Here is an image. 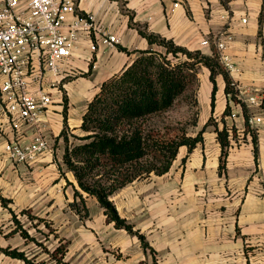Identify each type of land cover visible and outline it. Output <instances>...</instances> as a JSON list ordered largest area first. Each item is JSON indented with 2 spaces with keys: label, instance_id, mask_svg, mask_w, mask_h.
I'll list each match as a JSON object with an SVG mask.
<instances>
[{
  "label": "crops",
  "instance_id": "1",
  "mask_svg": "<svg viewBox=\"0 0 264 264\" xmlns=\"http://www.w3.org/2000/svg\"><path fill=\"white\" fill-rule=\"evenodd\" d=\"M77 1L81 13L95 14L119 42L92 51L86 37L80 40L72 60L77 75L60 85L68 99L66 119L61 89L44 117L49 138L64 141L60 134L65 123L69 139L83 134V116L102 83L120 74L139 51H166L158 43L151 44L139 32L142 28L208 55L217 50L216 41H226L223 53L233 62L234 68L228 70L240 89L239 97L251 115L262 116L253 127L258 157L251 133L241 142L236 135L221 171L222 147L212 124L192 151L186 145L179 148L169 171L151 173L115 191L111 200L121 217L145 236V247L137 235L115 227L98 199L82 190L88 215L77 214L71 205L78 201L77 181L72 171L60 168L53 153H45L34 164L9 159L4 145L13 139V131L0 114V196L11 200L8 206L0 200V247L24 251L41 264H48L46 256L61 244H66L63 260L69 264H264V105L248 102L250 96L264 97V45L259 36L264 0ZM261 29L264 37V22ZM205 39L208 44L202 43ZM198 78L200 111L192 136L211 117L221 129L228 104L227 126L244 134L243 107L227 96L223 75L216 77L214 108L209 68L202 65ZM33 134L34 128H25L19 139L30 140ZM13 214L36 241L23 237ZM33 221L39 222L40 232L48 230L43 239L31 230ZM51 239L54 243L46 249L35 243L46 246ZM0 264L27 263L0 250Z\"/></svg>",
  "mask_w": 264,
  "mask_h": 264
},
{
  "label": "trees",
  "instance_id": "2",
  "mask_svg": "<svg viewBox=\"0 0 264 264\" xmlns=\"http://www.w3.org/2000/svg\"><path fill=\"white\" fill-rule=\"evenodd\" d=\"M264 22V8L260 12L259 36L264 45L262 25ZM139 32L146 37L151 44L158 43L165 47V52L147 49L139 51V55L120 74L106 79L91 102L83 116L81 129L84 135H73L82 140L80 143H70L67 134V126L63 128L60 136L65 142L63 161L67 170L72 171L80 188H75V198H80L83 206L80 209L78 201L71 203L81 216L88 215V208L83 197L84 191L95 196L104 208L109 221L114 222L115 227L124 228L130 234L137 235L143 246L148 243L145 236L135 230L133 225L119 214V211L111 200V195L126 184L150 175L152 172L164 174L169 171L173 160L176 158L179 148L183 145L192 151L198 142L203 140L202 133L209 125L215 126L217 138L221 143L222 153L220 169L226 166L227 156L231 147V140L237 135L235 126L228 127L225 115L231 114V106L228 104L222 121L224 126L220 129L218 121L211 117L205 126L195 136H185L178 141L167 143L159 142L150 132H145L140 123L145 118L159 114L170 109L183 95L189 86L197 81L200 67L206 66L210 70V79L213 82L211 103L215 106L218 75H223L227 96L235 102L241 103L245 116L246 128L244 137L249 132L255 148L256 159L257 133L250 126V109L240 97V92L235 81L230 76L229 70L221 62L220 53L216 50L212 55L200 50H189L184 46L175 44L171 39L150 33L142 28ZM128 51L127 49H124ZM130 53V51H128ZM173 55L175 61L168 57ZM264 57V51H263ZM67 102L64 103V115L66 119ZM66 122V121H65ZM160 151L163 155L164 165L157 169L153 165H146L144 160L153 151ZM60 168H62L60 166ZM4 206H8L10 199L0 196ZM28 210H23L25 213ZM84 211V212H83ZM23 237L36 241V237L20 225L16 215L13 214ZM42 219H39L41 221ZM48 225V224H47ZM0 250L8 255L24 260L27 264L36 263L32 257H28L24 251L18 249L3 248ZM66 244L57 246L51 253V257L60 264H69L63 260Z\"/></svg>",
  "mask_w": 264,
  "mask_h": 264
},
{
  "label": "built area",
  "instance_id": "3",
  "mask_svg": "<svg viewBox=\"0 0 264 264\" xmlns=\"http://www.w3.org/2000/svg\"><path fill=\"white\" fill-rule=\"evenodd\" d=\"M85 37L92 51L119 42L95 14L81 13L77 0H0V114L13 131L4 145L9 159L34 164L52 151L44 117L61 83L77 75L72 60ZM216 47L223 65L234 68L223 53L226 41H216ZM248 102L262 106L264 97L250 96ZM261 122L262 116L250 115L251 127ZM28 127L34 128L33 138L19 139ZM237 136L241 142L244 134L237 131Z\"/></svg>",
  "mask_w": 264,
  "mask_h": 264
},
{
  "label": "rangeland",
  "instance_id": "4",
  "mask_svg": "<svg viewBox=\"0 0 264 264\" xmlns=\"http://www.w3.org/2000/svg\"><path fill=\"white\" fill-rule=\"evenodd\" d=\"M159 52V51H158ZM169 58H171L173 61L175 59L173 58L172 54L168 55ZM200 70V69H199ZM200 82L199 78L197 81L193 82L189 88L186 90V92L179 97V99L175 102V104L168 110L161 112L159 114L150 116L148 118H145L140 123L142 124L145 132H150L152 135L162 143H167L171 141H178L182 139L185 136H192L197 130V117L200 111V105L197 98ZM62 90V97H61V103L64 105L65 101L68 103V99H64L65 92L63 91V88H60ZM61 94V92H59ZM64 108V106H63ZM83 134H76V135H84ZM50 144L52 147V151L50 153H53L56 155V159L58 160L59 166L61 165L63 169H66V166L63 161V155L65 152V142L63 140L59 141L56 139V137L49 138ZM82 140H79L73 136L70 137V143H80ZM60 159V160H59ZM147 162L146 165H153L157 169H160L164 165V159L163 155L160 154V151H153L150 155H148V158L144 160ZM66 171H60L61 177L65 176ZM154 174H157L156 172H152ZM146 174L143 175V178ZM149 176V175H148ZM79 187V186H78ZM80 189V188H79ZM80 209L83 208L80 198L78 197V205ZM84 212V211H83ZM80 217L81 214L77 213ZM37 224L39 222H34L30 227H33L34 229H31L35 235H37L40 239H43L48 234V230L44 228V233L40 232V229L37 227ZM44 227L43 225H41ZM36 230H38V233H36ZM55 238V237H54ZM39 245L42 244V248L46 249L47 246H51L54 243V240H50L46 246L44 243L35 242ZM37 249V247H35ZM47 257L48 264H55L56 261L50 256Z\"/></svg>",
  "mask_w": 264,
  "mask_h": 264
}]
</instances>
